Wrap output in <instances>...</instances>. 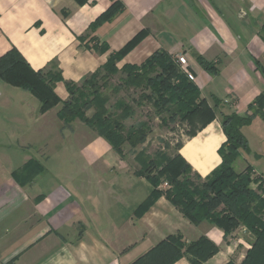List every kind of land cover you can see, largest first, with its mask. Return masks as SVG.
<instances>
[{
    "label": "crops",
    "instance_id": "0c3cea01",
    "mask_svg": "<svg viewBox=\"0 0 264 264\" xmlns=\"http://www.w3.org/2000/svg\"><path fill=\"white\" fill-rule=\"evenodd\" d=\"M112 1L0 0V57L16 47L33 69L59 70L55 92L65 101L66 82L81 84L143 31L116 62L119 69L164 49L187 59L212 107L219 101L214 120L179 149L208 176L223 161L222 114L245 116L264 93V0H118L116 15L91 28ZM61 106L42 111L30 90L0 79V263L133 264L169 235H181L186 243L204 236L218 246L199 264H242L254 241L244 225L226 238L209 220L193 223L165 194L139 212L152 183L105 136L78 118L66 125ZM242 132L250 150L233 165L250 166L264 182V117L256 114ZM172 264L193 261L184 254Z\"/></svg>",
    "mask_w": 264,
    "mask_h": 264
},
{
    "label": "trees",
    "instance_id": "16d2710c",
    "mask_svg": "<svg viewBox=\"0 0 264 264\" xmlns=\"http://www.w3.org/2000/svg\"><path fill=\"white\" fill-rule=\"evenodd\" d=\"M120 4L118 0H113L109 8L99 15L90 27L94 28L106 20H111L120 10ZM144 35L143 31L138 33L121 50L114 52L101 69L86 77L82 83H88L89 78L97 76L102 69L121 70L126 73V79L133 85H142V92L143 89H149L150 93L143 92L142 97L153 103L155 111L162 116V121L183 119L192 121L195 128L188 136L195 135L203 126L214 120L216 117L214 107L219 101L215 100V106L212 107L202 96L194 80L190 79L185 71L177 72L180 64L168 51L157 50L141 64L127 63L120 69L117 67L116 62L138 44ZM199 61L211 73L216 72L212 62L203 57H200ZM171 76H175V81H171ZM0 79L30 90L41 101L42 111L62 103L59 117L66 125H70L77 118L82 120L100 135L105 136L120 153L124 152L123 145L126 143L133 147L147 136L146 122H140L137 127H132L134 129H126L120 120L114 123L111 121V112L105 113L107 109L103 105L101 109L98 105L92 117H88L84 109L88 108L90 103L85 100L84 94L73 98L75 87L79 85L77 83L66 82L70 97L65 101L61 100L55 92L56 83L63 80L61 72L52 69H33L16 47L0 57ZM90 84L93 86V83ZM99 99L100 95L97 92L93 96V101ZM120 104L129 115L133 113L130 111V105L125 102ZM255 104V107L253 105L249 107L251 112L245 116L236 112L222 114V128L227 136V141L219 149L223 161L208 176L202 177L195 172L180 154L179 149L183 141L174 155L165 156L157 151V157L150 158L145 163L144 170H138L154 187L151 196L139 207V212L146 209L154 198L165 194L168 200L193 223L209 220L224 231L226 238L236 228L244 225L254 235V241L242 264H264V182L260 178L252 177L250 166L243 173L237 174L233 165L241 150H250L242 127L250 124L256 114L260 113L264 117L262 110L264 93L259 95ZM153 171L160 175L164 174L170 180L168 182L170 186L161 187L164 182H161L159 175L153 174ZM252 180L258 182L257 186L261 193L251 189ZM249 196L253 198L251 201L257 200L255 205L250 204ZM217 250L218 246L204 236L186 243L181 235H169L133 264H172L184 254L191 256L193 264H199Z\"/></svg>",
    "mask_w": 264,
    "mask_h": 264
},
{
    "label": "rangeland",
    "instance_id": "374dc122",
    "mask_svg": "<svg viewBox=\"0 0 264 264\" xmlns=\"http://www.w3.org/2000/svg\"><path fill=\"white\" fill-rule=\"evenodd\" d=\"M181 71L183 72L184 70L179 66V71L177 70V72L181 73ZM125 75L126 73L121 70L110 71L102 69L97 76L89 78L88 83L83 82L76 86L73 98L80 96L82 93L84 94L85 100L90 103V106L84 109L88 117H92L98 105L100 109L101 105H103L107 109L105 113L111 112V121L114 123L120 120L126 129H134L132 127H137L140 122L147 123L146 130L148 133L145 140L140 141L133 147L129 143L123 145V150L130 156L131 162L136 166L137 170H144L145 163L150 158L157 157V151L165 156L174 155L180 143L194 130L195 124L187 119L162 121V116L155 111L153 103L142 97L143 92L150 93L149 89H143L142 92V85H133L126 79ZM170 79L175 81V76H171ZM89 82L93 83V86ZM97 92L100 95V102L93 101V96ZM121 102L130 105V111L133 113L129 115L124 106L120 104ZM123 115L125 116L123 117ZM95 132L98 133L97 131ZM234 169L237 174L246 171L245 169L238 170L235 167ZM153 174H158L161 182L168 183L170 181L164 174L160 175L156 171H153ZM250 187L254 192L261 193L258 186L255 188ZM249 199L251 201L253 198L249 196ZM256 203L257 200L250 202L251 205ZM223 205L222 203L221 206Z\"/></svg>",
    "mask_w": 264,
    "mask_h": 264
},
{
    "label": "built area",
    "instance_id": "2783aa9c",
    "mask_svg": "<svg viewBox=\"0 0 264 264\" xmlns=\"http://www.w3.org/2000/svg\"><path fill=\"white\" fill-rule=\"evenodd\" d=\"M177 62L180 64L182 69L188 74L189 78L194 80V75L188 69L187 59L184 56L180 55V56L177 57ZM167 186H169L167 182H164V183L161 184V187H167Z\"/></svg>",
    "mask_w": 264,
    "mask_h": 264
}]
</instances>
